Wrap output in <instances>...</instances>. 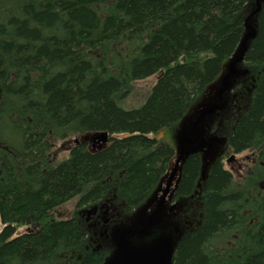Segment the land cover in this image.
<instances>
[{
	"label": "trees",
	"instance_id": "16d2710c",
	"mask_svg": "<svg viewBox=\"0 0 264 264\" xmlns=\"http://www.w3.org/2000/svg\"><path fill=\"white\" fill-rule=\"evenodd\" d=\"M176 129L193 153L172 191L170 264H264V192L236 183L214 147L257 151L250 177L262 176L264 0H0V264H101L113 213L129 218L158 190ZM85 131L107 146L79 141L50 162L51 137ZM72 198V216L52 217Z\"/></svg>",
	"mask_w": 264,
	"mask_h": 264
},
{
	"label": "rangeland",
	"instance_id": "374dc122",
	"mask_svg": "<svg viewBox=\"0 0 264 264\" xmlns=\"http://www.w3.org/2000/svg\"><path fill=\"white\" fill-rule=\"evenodd\" d=\"M153 81H154L153 76H150V77H147L145 79H141V80L134 82L132 84V90L130 91V95L123 102L124 105L127 107H131V106H135V105L139 104L144 99V97L146 96V94H147L149 88L151 87ZM233 87H234L233 91L236 92L235 85ZM240 92L241 91L239 90V93ZM244 94H245V90H242L241 95L239 94L240 100ZM243 100H244L243 101V103H244L245 99H243ZM212 114L213 113H210L211 116H212ZM192 117H195V116L193 115ZM216 117H218V116H216ZM193 119H190V120H193ZM220 125H223V123H220ZM177 128L180 130L181 126H179ZM178 129L174 130V132L172 130L171 134H170V138L173 141V145H176L174 142H176L177 140H181L180 134H178V132H179ZM206 136L207 135H204V137L202 139H199L198 145L208 144L210 139L214 138L213 136H211L209 139H207ZM107 139H108V134L106 135V133H103L100 131H85V132H81L78 134H71V135L66 136L64 138L51 137L49 139L51 142V150L49 152L50 162L54 163L58 159L66 157L70 147L72 146V144L74 143L75 140L80 141V142H84L86 149L88 151L95 152V151L103 149L107 146V144H108ZM215 141H216V139H215ZM221 143H222V141L221 142L218 141V143H215L214 147L216 149H218L221 146ZM201 149H202V146H201ZM204 149H206V147H204ZM178 150L179 151L181 150L180 145L178 147ZM231 154H232V151L229 148H227L226 153L222 154L220 161H221L222 165L227 170L231 171L232 176H233V180L236 183H242V181H243L244 183L248 182L247 183L248 185L252 184L254 186V188L257 190L258 194H261V192H264V168H261L262 176H260L259 178H256L255 176L250 177V175L252 173L257 171L259 169V167L262 166L261 158H259V154L257 153V151H254V150L250 151L249 149H245L243 151L236 152L234 155V159L237 162H234L233 160L228 161ZM224 156L226 157V159ZM179 158H180V153L175 154L172 163L176 162V160H179ZM172 163L170 165V168H169L165 178L163 180H161L158 190L156 192H153L151 195H149V197L147 198L145 203L142 204V206L139 208V210L136 213L131 214V216H129V218L128 217L123 218L121 216L117 217L116 212L112 211V213L114 212L113 216L118 219L116 222H119V221L122 222L124 220L125 221H131L132 227H130V228H132L134 230V232L138 231L136 233H130V236H129V238H130L129 239V241H130L129 247L133 251L132 252L133 254L142 255V256L149 255L150 252L152 250H154L153 246L156 243V239L160 238V236H162V237L159 239L160 240L159 244L163 242V243H165L167 245L169 244L171 246V244L175 243L174 240L176 239V231H177V230H175V228L179 227V226H177L178 224H176L178 217L173 218V217L168 215V214H170V210L171 211L173 210L172 209L173 203L172 204L169 203L170 209H169L167 214H166V210H164V207L166 209V206L162 207V209H161L162 213L159 215V217H156L154 219L153 230L150 227L145 232H143V233L140 232L141 224H144L146 222V219L150 215V213H152L154 211V209L156 207L158 196L162 195V190L167 185L169 175H171L170 172H171ZM238 164H240V166H238ZM204 173H205V170H204ZM259 174H260V172H259ZM177 177H178V171H177V173L173 172V177L170 178L171 181H170L169 188H168V193H169L168 198L170 197V192L172 190H174V188L177 186V180H176ZM248 177H249V179H248ZM256 179H257V181H256ZM248 191H249V189H248ZM75 202H76V198H72V199L64 202L63 204H61L60 206H58L56 209L53 210L52 217H54V218H66V217L72 216L74 214ZM192 202L194 205V203H196L198 201L192 200ZM112 208H113V206H112ZM176 209L178 211L179 208L177 207ZM176 209H174V211ZM180 210H181L182 215H183L182 216L183 219L181 218L183 226L186 228H189L191 226H195L197 223V221L195 220L196 219L195 212L194 211L192 212V211L184 209V208H181ZM80 215L81 216H79V219L81 220V222L83 224L87 225L88 227H90L91 223H90V221H88L89 217L88 216L85 217L84 212H81ZM84 217H85V219H84ZM95 217L98 219V221L100 220V222L102 220L104 221V219L106 221V218H103L104 215L98 216V210L95 213ZM116 224H118V223H115V225ZM112 225L115 226L114 224H112ZM112 225H109V228H108V226H106L108 228V233H106L105 236L108 239L105 242V248L106 249L104 252L107 256L113 250H115L114 254L116 253V248L114 246V242L110 238V235H109V231L111 230V228L113 229ZM1 228H2V222L0 221V230H1ZM94 228H95V226H94ZM26 229H27L26 226H23L20 229L16 230L14 235H16L18 233L25 232ZM180 230H182V228H180ZM93 231H95V230H93ZM97 237H98V233H97ZM117 250L119 251V255H120L122 250L120 248H117ZM113 262L117 263L116 260H114Z\"/></svg>",
	"mask_w": 264,
	"mask_h": 264
},
{
	"label": "water",
	"instance_id": "95a60500",
	"mask_svg": "<svg viewBox=\"0 0 264 264\" xmlns=\"http://www.w3.org/2000/svg\"><path fill=\"white\" fill-rule=\"evenodd\" d=\"M196 123L197 120L195 124ZM159 135H161V133H159ZM180 145L186 147L183 142L180 143ZM123 225L124 224L115 225L113 226V229L111 228L110 230L111 239L113 240V242H115L117 248H120L122 250L121 254L119 255V251L116 248V253L111 258L110 264H169L172 245L170 246L169 244L167 245L162 242L160 244L163 245V248H161V245L159 244V239L161 238L160 237L156 239V244H158H155L156 246H153L154 250H152L149 255L142 256L133 254V251L130 249L128 244L127 234L130 236V233H136L138 231L134 232L133 230L131 232L129 228ZM145 228L146 227H144L143 230H145ZM114 260H116L117 263L113 262ZM108 262L106 264H108Z\"/></svg>",
	"mask_w": 264,
	"mask_h": 264
},
{
	"label": "flooded vegetation",
	"instance_id": "af4514ba",
	"mask_svg": "<svg viewBox=\"0 0 264 264\" xmlns=\"http://www.w3.org/2000/svg\"><path fill=\"white\" fill-rule=\"evenodd\" d=\"M226 149L227 148H225V150L223 151V152H221L220 153V155L218 156L219 157V159L221 158V156H222V154H225L226 153ZM232 151V154H234L235 155V153L236 152H234L233 150H231ZM230 155V158L228 159V161H234V162H237L235 159H234V156L233 155ZM233 156V157H232ZM225 157V156H224ZM225 159H226V157H225ZM238 166H240V164H238ZM173 193V192H172ZM172 193L170 192V197L168 198V192H166V194H165V198H164V205L166 206V205H168L169 206V203H170V201H171V198H172ZM166 200V201H165Z\"/></svg>",
	"mask_w": 264,
	"mask_h": 264
}]
</instances>
